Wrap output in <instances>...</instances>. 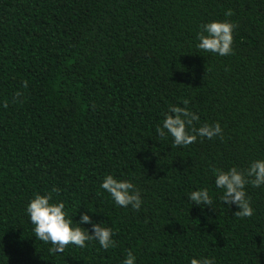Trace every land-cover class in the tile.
Listing matches in <instances>:
<instances>
[{
    "label": "trees",
    "instance_id": "obj_1",
    "mask_svg": "<svg viewBox=\"0 0 264 264\" xmlns=\"http://www.w3.org/2000/svg\"><path fill=\"white\" fill-rule=\"evenodd\" d=\"M226 20L234 54L198 49L201 26ZM172 106L197 114L196 127L219 123L223 139L159 137ZM256 160L264 0H0V264H123L129 251L135 264H264V186H246L254 214L239 218L213 172ZM107 175L136 186L139 211L115 204ZM205 188L214 210L189 200ZM50 192L73 227L87 214L116 246L50 252L26 211Z\"/></svg>",
    "mask_w": 264,
    "mask_h": 264
},
{
    "label": "clouds",
    "instance_id": "obj_2",
    "mask_svg": "<svg viewBox=\"0 0 264 264\" xmlns=\"http://www.w3.org/2000/svg\"><path fill=\"white\" fill-rule=\"evenodd\" d=\"M232 15L231 9L225 13L226 17ZM236 27L235 23L227 20L213 21L202 25L201 31L197 33L199 41L197 48L220 56L234 54L233 31ZM23 86L27 87V82H23ZM19 95L20 93H17V96ZM183 103L187 105L189 102L185 100ZM164 117L163 125L157 127L156 133L159 137L164 138L165 130H167V134L171 135L173 145L176 147L195 143L197 137L209 140L214 137L223 139V130L219 123L211 125L205 123L196 127L195 124L199 122L200 118L187 107L172 106L164 114ZM213 172L216 187L224 190L221 197L222 203L235 205L239 209L234 213L236 217L250 218L254 214V209L245 188L247 185L256 188L264 186V160L253 161L243 171L233 167L227 171L214 168ZM101 188L111 195L116 205L124 208L130 206L136 211L141 209L143 203L141 194L132 182L118 181L112 175H107ZM52 192L58 193L59 189L53 188ZM51 200V192L44 196L37 194L26 208L30 221L34 225L35 238L44 243H50L52 245L50 252L63 253L69 245L84 248L86 242L93 240L97 241L104 250L116 246V242L112 239L111 228L104 226L103 223H93L87 214H81L79 223H75L77 226L73 227V219L67 218L65 204L63 202L53 204L50 203ZM189 200L196 206L203 205V207L212 208L213 201L206 188L192 191ZM203 207L201 208L203 209ZM80 224H92V234L90 235L88 230L80 227ZM135 260L136 257L129 251L123 264H135ZM190 264H214V260L209 258L191 259Z\"/></svg>",
    "mask_w": 264,
    "mask_h": 264
}]
</instances>
